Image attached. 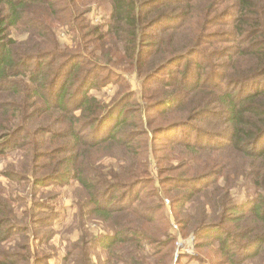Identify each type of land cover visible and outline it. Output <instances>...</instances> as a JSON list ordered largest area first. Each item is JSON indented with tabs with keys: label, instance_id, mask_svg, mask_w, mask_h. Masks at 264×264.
<instances>
[{
	"label": "trees",
	"instance_id": "obj_1",
	"mask_svg": "<svg viewBox=\"0 0 264 264\" xmlns=\"http://www.w3.org/2000/svg\"><path fill=\"white\" fill-rule=\"evenodd\" d=\"M100 2L108 4L110 14L103 31L90 16ZM61 28L75 33L76 51L60 43ZM99 31L98 44L88 53L100 49L93 61L86 57V43ZM108 50L123 54L124 63L140 61L144 85L179 67L143 98L151 111L158 109L171 121L155 133L191 126L195 140L187 132L181 139L168 138L188 155L178 164L172 157L162 165L166 157L160 158L157 178L149 168L157 159L156 144L133 142L138 137L130 129L134 92L108 106L90 93L108 82L100 80L101 60L115 54ZM9 151L21 153L23 160L9 163L0 176L29 181L33 224L19 227L13 204L21 196L10 194L8 201L0 194V264L45 263L50 255L33 254L31 243L17 249V235L30 229L50 240L41 229L52 227L58 213L40 198V190L74 182L77 214L85 217L77 252H70L76 264H96L94 259L97 264H172L176 233H169L171 222L158 221L162 204L151 200L158 194L143 197L148 184L141 181L167 183L166 192L175 191L172 210L206 198L199 215L173 217L180 231L197 226V246L217 242L219 264L264 260V0H0V157ZM107 157L126 165H105ZM185 185L190 190H183ZM96 219L104 232L95 236L83 227ZM158 223L168 230L152 235L145 229ZM171 242L174 247L168 248ZM99 248L103 259L93 256ZM181 258H173L174 264ZM66 259L62 264H71Z\"/></svg>",
	"mask_w": 264,
	"mask_h": 264
},
{
	"label": "rangeland",
	"instance_id": "obj_2",
	"mask_svg": "<svg viewBox=\"0 0 264 264\" xmlns=\"http://www.w3.org/2000/svg\"><path fill=\"white\" fill-rule=\"evenodd\" d=\"M108 7L109 6L107 3H96L93 5V12L90 15L92 17V23L94 25H97L101 31L107 29L106 24L110 16ZM58 31L60 43L62 45H68L69 48H71V52L76 51V49H74L76 44L75 33L72 31L69 32L66 29L63 30L62 28L58 29ZM101 31L95 34L88 35H95V41L93 43H90L91 39H88V43L91 45L86 43L88 47L86 48L85 54L91 53L92 48L98 44L96 43L98 41L96 38L100 35ZM110 47V43L106 44L107 49H109ZM148 50H151V48ZM99 52L100 49L97 47V49L94 51V55L88 54L86 55V57L91 58V60L94 61L98 57L97 53ZM107 52L115 53L110 54V57L108 59L104 60L103 58L101 60L106 66L103 65L104 69H100V80H105L108 78V82L104 84L101 83L91 88L90 93L94 96H97L104 105L108 106L117 98L125 97L129 93L134 92L135 95L132 99H130L129 107L131 106V110H136V112L130 117L132 119V125L130 129H133L134 133L132 134H137L138 137L133 138V142L138 143L139 146L144 147H150L153 143L156 144L157 151L155 153L157 159L151 161L152 163L149 168L151 171V176L157 178L159 161H161L160 158H162L163 156L166 157V159L164 158L165 160H162V165L170 162L172 157V163L178 164L183 162L184 160H181L180 158H183L184 156L187 157L186 155H188L181 148L172 147V143H170V140L168 138L181 139L185 137L184 134L185 132H187L192 137V140H195L194 137L196 132L191 126L176 128L169 134L161 133L158 135V133H155L154 130L156 128L167 124V122L170 123L171 121L164 120L163 117H161L160 114L157 113L158 109L151 111L148 107L150 106L148 105L149 101L143 98L144 94L150 92V86H159V80H167L168 75L173 73V71L177 70L179 67H170V69L156 75L155 78L158 81H155V84L149 82L148 84L144 85L142 84L143 78L140 77L141 75L138 72L141 66L140 61H138V64H136L135 62L133 64L124 63L126 59L123 57V54L121 56V54L110 50H108ZM82 61L84 62L85 59H83ZM100 80L98 79L99 82ZM76 112L79 113L80 110H77ZM134 149H137L136 145ZM21 160H23V155L21 153H18L17 151H9L4 156L0 157V170L4 169L7 165H9V163L19 164ZM111 162L118 166L116 167L117 169H123V166L126 165L125 162L122 163L118 158L115 157H107L102 160V163L105 165H109ZM144 177L145 176L141 175L139 178ZM29 184L30 183L27 180H24L21 183H17L4 176H0V190H4V193L0 191V194L4 195V197L8 201L10 200V194H13L14 198L17 195L21 196V199L17 200L13 204L17 212L18 223L21 229L27 228V226H31L33 224L31 221L32 219L29 217V209L32 204ZM145 184H148V186L143 189L142 196H146L148 192H157L158 196L152 197L151 200H153V202L162 204V208L157 213L158 221L171 222L172 229L169 230V233L171 232V230L176 233L175 235L177 242L175 244V256L172 255L169 259V262L174 264V259L177 260L181 256L182 258L179 260L178 264H219L218 262L220 261V257L216 253V250L218 249L217 242L207 240L209 244L201 247L197 246V244L200 243L199 238H197L194 234L197 226H188L189 228H191L190 232L188 230L180 231V226L176 223V220L173 217V213H175V217L178 216L176 218L177 220H183V218H187L188 213L195 216L199 215V211L201 209V206L203 205L202 202L206 200V198L201 197V199H197L196 197L193 201H190L186 204L185 210L181 211L179 207L173 208L172 210L170 200L172 199L173 195H175V191H173L172 193L166 192L168 188L167 183L165 184L164 182L162 185L153 182L149 184V181H141L140 183V185L144 187ZM190 186L191 185H185L184 187H182V189L190 190ZM77 187V183L74 182L67 185L52 184L50 186H44L40 190V198L43 200H49V203L57 209L58 217L54 221L52 227L50 225L46 229H41L45 230L47 234L49 236L51 235L52 237L47 241L41 239L43 237H46L45 234L43 235L39 233L38 235V232H32L30 229L25 233L21 232L20 230L21 233L17 235L16 241L17 249L19 248V250H23L29 245V243H31V245L29 246L32 248L33 254L48 253L50 255H47L49 256V258L45 259L44 264H62L64 256L67 258V261L71 262V264H76L74 260L71 261L70 252H77V250H75V244L78 242V240H81V235L83 234L82 229H80L79 227V224L85 218L81 214H77ZM119 194L120 193H118V195ZM250 194H252V192L247 193V197L245 198L247 199L248 197H252L250 196ZM48 208L51 209L52 206L49 205ZM27 213L28 215H26ZM84 222L85 223L83 229L88 230L90 234L96 236L104 232L103 229H100L102 224L101 221L96 219V221L88 220ZM166 223L164 225L158 223V226L155 227L146 226L145 229L152 235L158 233V231L160 230L165 233L168 230V228H166ZM183 224L187 225L186 221H183ZM37 231L40 230L37 229ZM34 233H36V235ZM37 235L38 237H36ZM89 238L92 239V237ZM159 239L161 242H165L167 240V236L161 235L159 236ZM85 241L90 242L88 238ZM204 242L206 243L205 239ZM11 243L14 244L13 239H11ZM155 247L156 245H149L147 248L154 250L153 248ZM171 247H174L173 242L170 243L168 248ZM37 249L40 252H38ZM247 250H254V247H249ZM183 251L184 253L182 255L178 253ZM20 252L23 253L24 251ZM93 256L103 259V257H105V252L101 248H99L97 251L93 252ZM94 260V262L97 264L98 262L96 261V259ZM148 262H151V260H149ZM80 264H86V262L83 260L80 262ZM99 264H102L101 261H99ZM246 264H264V260L254 258L248 261Z\"/></svg>",
	"mask_w": 264,
	"mask_h": 264
},
{
	"label": "built area",
	"instance_id": "obj_3",
	"mask_svg": "<svg viewBox=\"0 0 264 264\" xmlns=\"http://www.w3.org/2000/svg\"><path fill=\"white\" fill-rule=\"evenodd\" d=\"M178 253H180V254H183V253H184V251H183V252H178ZM176 256H177V252H176Z\"/></svg>",
	"mask_w": 264,
	"mask_h": 264
}]
</instances>
